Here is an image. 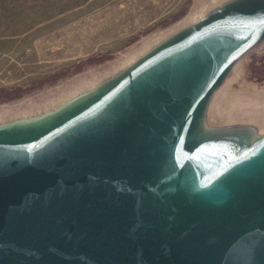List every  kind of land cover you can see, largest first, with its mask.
<instances>
[{
  "label": "rangeland",
  "instance_id": "obj_1",
  "mask_svg": "<svg viewBox=\"0 0 264 264\" xmlns=\"http://www.w3.org/2000/svg\"><path fill=\"white\" fill-rule=\"evenodd\" d=\"M263 10L264 0H0V149L70 130L93 107L128 103L135 80L184 45L212 40L216 22H246L258 30L239 25L233 38L250 34L237 46L222 35L217 70L180 140L189 162L175 163L194 192H212L264 155Z\"/></svg>",
  "mask_w": 264,
  "mask_h": 264
},
{
  "label": "water",
  "instance_id": "obj_2",
  "mask_svg": "<svg viewBox=\"0 0 264 264\" xmlns=\"http://www.w3.org/2000/svg\"><path fill=\"white\" fill-rule=\"evenodd\" d=\"M254 17H256L255 9L251 19ZM202 18L203 13H197L191 19L192 24L201 22ZM258 21L264 20L260 18ZM239 25L254 32L258 30L253 28L257 25L251 26L246 22L218 21L214 24L212 40L202 38L197 39L195 43L184 45L181 55L165 61V67L153 68L145 76L138 78H146L144 82H149L152 77L166 74L170 67L180 60H185V57L204 62L202 77L192 88L190 98L184 103L167 150L168 185L175 190L195 194L197 200L213 197L229 183L230 177L234 178L237 172L264 162V155L254 159L246 166L230 173L212 188V192L203 193L194 192L187 186V182H183L175 164L181 161L189 162L186 154L180 152V140L185 134L183 129L187 123L189 127L192 122L194 107L200 98L202 88L215 75L221 59L222 35H227L226 40L223 41L224 46L231 48L237 46L241 38L247 34L241 33L233 38ZM262 25L260 27H264V24ZM221 28L229 29L227 32H222ZM177 30L174 28L173 32L176 33ZM208 48L210 50H206ZM136 83L137 80H135L136 96L134 95L128 103L119 101L115 104H107L106 108L93 107L90 111L98 108L100 112H106L110 108L115 114L126 112L133 103L138 102L139 92L142 91ZM145 86L146 83L142 87ZM90 111L82 124L56 134L66 136L79 128H84L92 122V119L87 120ZM56 134H47L45 139L31 144L15 145L6 150L0 149V152L36 149L37 146L53 140L52 136ZM143 141V138H136L122 147L61 169L0 177V264H256L260 262L257 252L260 248H264L263 242L258 243V246L249 253L248 246L254 245V242L239 243L229 247L218 237L217 222L209 218L189 217L176 230L164 234L160 231L158 215L140 213L135 209H130L125 217L117 220L98 218L100 214L106 212L113 194L123 185ZM263 209L264 196L248 212L242 222V231L256 229L264 223V215L261 216ZM259 213V219L254 220ZM207 238H211L216 245L209 246L206 242Z\"/></svg>",
  "mask_w": 264,
  "mask_h": 264
},
{
  "label": "bare ground",
  "instance_id": "obj_3",
  "mask_svg": "<svg viewBox=\"0 0 264 264\" xmlns=\"http://www.w3.org/2000/svg\"><path fill=\"white\" fill-rule=\"evenodd\" d=\"M203 65L201 60L185 57L166 74L152 77L149 82L142 79L138 84L142 90L138 102L126 112L115 114L109 109L99 113L84 128L59 136L36 149L9 154L1 151L0 177L61 169L143 138L127 178L113 194L106 212L98 218L117 220L135 209L158 215L160 231L164 234L176 230L189 217H205L217 222L218 237L229 247L254 242L247 249L251 252L258 243H264V223L245 232L242 222L264 196V162L237 172L220 192L202 200H197L195 194L173 189L166 181L167 150L173 130L192 88L202 77ZM144 83L146 86L142 87ZM174 195L177 197L170 201ZM206 242L209 246L216 245L211 238ZM257 256L260 262L256 264H264V248L259 249Z\"/></svg>",
  "mask_w": 264,
  "mask_h": 264
}]
</instances>
